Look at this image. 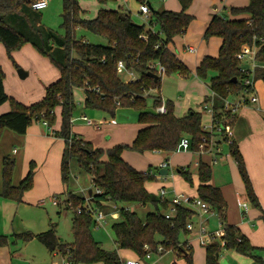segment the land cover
<instances>
[{"label":"trees","instance_id":"1","mask_svg":"<svg viewBox=\"0 0 264 264\" xmlns=\"http://www.w3.org/2000/svg\"><path fill=\"white\" fill-rule=\"evenodd\" d=\"M35 1L0 0V42L11 59L12 52L31 43L58 68L60 78L46 88L42 99L27 105L7 94L4 85L6 74L0 64V106L8 102L11 108L0 115V139L6 129L25 134L28 127L36 121H46L53 126L57 119L56 108L61 107V128L55 135L65 141L61 161L62 182L69 185L71 165L75 159L78 166L91 176L93 187L98 188L101 193L94 191L91 198L68 193L66 207L75 210L72 243H65L57 236L54 224L45 232L17 233L14 238L26 242L36 239L51 253L58 251L63 256L68 255L72 264H122L117 250H107L94 239L91 228L95 223L85 208L89 202L95 209L110 213L111 205H122L116 208L119 221L112 225L117 248L130 250L141 260L147 259L149 252L156 255L175 250L186 264H194L192 249L181 243L180 235L188 232L187 224L195 218V213L185 206H178L174 217L167 219L165 213L171 208V202L166 199L152 201L145 186L146 182L155 180V174L137 170L122 157L125 149L139 153H172L177 150L184 136L190 138L191 151L197 152L202 137H211L202 128V112L191 110L186 116L178 117L174 113L173 103L168 101V112L158 114L154 108L161 104V97L153 94L144 97L151 89L160 91L162 87L163 78L155 80L149 75L148 64L152 60L160 59L166 67L167 76L174 73H180L184 77L190 75V69L169 45L194 20L187 12L193 0H180V12L155 11L149 28L135 23L126 9L104 7L115 0H96L101 8L93 19L85 16L79 0H62L63 35L42 24V13L33 9ZM136 1L143 3L146 0ZM231 11L235 15L248 14L249 18L229 19L215 15L204 37L222 38L219 54L216 57H204L195 71L198 77L210 79L214 95L208 97L206 103L213 102L215 120L218 122L228 114L224 110L225 100L239 95L244 89L246 74L240 71L241 61L237 55L245 47H256L255 59L259 66L254 80L264 81V0H250L249 6L232 8ZM154 26L159 27L158 32L153 31ZM79 29L107 40V44L85 42L84 38L77 37ZM145 35L147 39L144 38ZM158 44L159 48L156 47ZM120 60L124 61L128 70L139 75L136 80L126 82L121 78L117 71ZM212 72L215 75L210 78ZM76 88L85 90V108L114 115L119 106L133 107L139 112V122L146 126L138 132L131 145L119 144L106 151L95 148L90 142L72 134V118L77 109L74 99ZM151 100L153 110H148ZM229 147L237 162L248 198L254 205L260 206L237 143L233 142ZM105 156L107 160H104ZM15 167L16 161L10 157H5L0 164V197L21 203L24 194L34 184L36 166L31 163L28 174L17 186L13 183ZM197 170L200 180L198 197L219 215L225 228V249L250 256L258 264H264V248H261L262 254H259L258 249L239 228L227 223L226 202L222 191L210 183L211 165L200 161ZM178 172L192 183L190 167L179 168ZM133 203H153L157 208L143 221L127 207ZM80 208L82 212L78 213ZM7 245L8 237L0 234V247ZM160 246L163 247L161 253ZM222 249L218 242L207 245L206 264H220L218 256Z\"/></svg>","mask_w":264,"mask_h":264},{"label":"crops","instance_id":"2","mask_svg":"<svg viewBox=\"0 0 264 264\" xmlns=\"http://www.w3.org/2000/svg\"><path fill=\"white\" fill-rule=\"evenodd\" d=\"M146 1L150 5L152 15L155 11L170 10L180 12L182 10L180 0H158V5H153L152 0ZM79 2L85 10L87 18L93 19L97 16L101 5L96 0H79ZM249 4L250 0L192 1L187 12L194 17V20L187 30L175 37L169 45L170 49L190 69L191 73L186 77L180 73L167 76L169 78H165L159 93L166 102L171 101L173 103L176 116H186L188 112L193 110L202 112V123H211L212 117L203 111L207 98L214 95L210 88V79L198 77L195 71L204 57L218 56L223 40L217 36L205 39L204 35L215 15L229 19L249 18L248 14L235 15L231 11L232 8H245ZM140 6L141 3L138 4L136 0H115L104 5L107 9L128 10L135 23L146 25L149 28L152 15L146 18L144 15L139 14ZM152 29L154 32L159 31L158 26H154ZM82 38L90 42L85 36ZM189 47L194 48L196 51H190ZM245 60L248 61H246L248 65L244 63L243 65L250 68L252 64L251 58L247 57ZM0 64L6 74L4 85L7 94L27 105L42 99L46 93V88L60 78L58 68L31 43L12 52L11 59L5 46L0 42ZM20 68L26 72L24 78L18 76L17 70ZM214 75L212 72L210 78ZM254 86L258 101L240 108L233 122V141L237 143L244 158L260 206L254 205L248 198L244 181L237 162L230 151L229 143L224 141L218 134H215L214 141L216 144L211 152L198 153L191 150H178L177 148L172 153L161 151L139 153L125 149L122 157L139 171H150L153 174L156 172L155 180L145 184L150 195L154 194L156 196V199L153 200L156 202L161 199V189L166 191L165 199L169 202H171L175 194L179 193L197 198L198 186L200 185L197 170L198 164L203 161L211 165L212 179L210 183L222 191L226 202L227 223L239 228L241 233L250 240V243L258 249L257 252L262 254L261 248H264V81L257 80ZM152 94L156 95V93ZM85 98L84 89L76 88L74 90L75 103L76 105L79 103L81 110L74 114L72 118V134L90 142L95 148H102L106 151L119 144L131 145L138 132L146 126L139 122V112L135 118L129 119L121 116V120L118 121V108L114 115L100 110H90L84 106ZM149 105L153 108L152 100ZM10 109V104L6 102L0 106V115L10 111ZM56 115L57 119L53 126H46L42 124L43 122L36 121L28 127L25 134L6 129L0 139V164H2L5 157L13 158L16 161L13 176L14 185H19L26 177L31 163H35L37 167V169L35 167L34 186L24 194L22 203L16 205L0 197V234L8 237V245L0 247V264H24L27 262L28 254L25 250L31 242L21 243V241H16L12 236L13 232L18 231L16 219L21 205H24V207L43 205L46 200H52V196L59 194L62 186L64 192L72 193L71 190H67L69 187L62 182L61 177V161L65 141L55 135L61 128V107L56 108ZM205 115L207 118H204ZM82 116L91 118L94 124L86 123L81 118ZM225 143L228 147L226 153L223 148ZM104 160H107V156L104 157ZM154 165L156 169H152ZM187 167H190L192 173V183L188 182L178 172L179 168ZM161 169H168V174L161 175ZM89 178L93 185L90 175ZM91 189L94 192V187ZM84 193L85 191L83 190ZM88 193L81 197L91 198ZM74 194L78 195L75 192ZM243 203L247 204V209L242 207L241 204ZM148 204L133 203L127 207L136 212L145 221L146 216L155 212L157 208L152 203V210H149ZM92 206L94 205L92 204ZM118 207L111 205L110 213L105 212L106 216L114 218V223L119 221V214L116 209ZM194 220L196 221L197 219L194 218ZM204 221L209 230L223 229L219 215L215 211L211 215H206ZM182 234L185 235V239L181 240L180 238V241L185 246L187 244L190 245L189 248L192 249L194 264H206V246L202 245L198 240L197 232L188 231ZM193 239H196L204 248L198 249L192 245ZM115 244L116 249V240ZM116 250L122 262L137 258V255L130 250L119 248ZM169 252H172L175 256L172 255L173 257L165 264H186V261L175 250H168L163 253L160 251L161 254H152L149 259H144L143 262L144 264H163L158 263V261L163 259V256ZM42 256H44L43 253ZM154 256L158 258L155 260L153 259ZM218 258L220 264H258L250 256L225 248L222 249Z\"/></svg>","mask_w":264,"mask_h":264},{"label":"built area","instance_id":"3","mask_svg":"<svg viewBox=\"0 0 264 264\" xmlns=\"http://www.w3.org/2000/svg\"><path fill=\"white\" fill-rule=\"evenodd\" d=\"M165 1V0H163ZM50 3V0H36L33 4V9L36 11H42L48 7ZM139 14L144 15L146 18H149V16L152 15L150 5L147 1H144L140 6V12ZM145 39H147V36H144ZM263 41V39H260ZM86 42V40H85ZM157 48L160 47V44L156 46ZM189 50L194 52L196 51L194 48L189 47ZM255 53H256V47H245L242 52H240L237 55V58L241 61L240 71L244 74H246V78L243 80V91L236 97L228 98L225 100L224 104V110L226 113H228L224 119L221 122H218L215 120V111L213 108V102L206 103L203 106V111L207 114H210L212 117V121L209 124L202 123V128L205 132H208L211 134V137L208 138L206 136L202 137V142L199 146L198 153H204V152H211L214 148V145L216 144L214 141L215 134H218L222 137V139L229 144L233 143V122L234 118L239 112L240 108L249 104V103H256L258 101V96L255 91V80L254 75L256 68L259 66L255 59ZM249 57L252 60L251 67H247L243 65V62L245 59ZM149 71L158 75V77H165L166 76V67L161 63L160 59L152 60L148 64ZM117 71L119 75L121 74H129V78H127L125 81H133L138 78V74L133 70H128L124 61L120 60L117 64ZM152 93H156V95H159L160 91L158 89H151L150 91L146 92L144 97H147L151 95ZM160 96V95H159ZM161 97V96H160ZM119 104V103H118ZM155 112L158 114H166L168 112V106L166 100L164 98H161V104L155 108ZM86 123L88 124H94L93 120L87 116L81 117ZM44 125H49L46 121H43ZM178 150H191V144H190V138L185 136L182 138ZM94 191L99 194L101 191L98 188L94 187ZM166 191L164 189H161L160 196L161 199H165ZM54 204H58V199L56 197L52 198ZM244 209H247V204L243 203L241 204ZM178 206H185L189 209H191L195 213V218L191 219L190 222L187 224V230L188 231H196L197 232V238L200 241V243L204 246L213 244L215 242H218L219 245L222 248H225L227 242L225 239V229L222 222L220 223L223 227V229L220 230H209L206 225L204 218L206 215H211L214 213L211 206L204 202L199 197L193 198L191 196H188L183 193L175 194V196L171 199V208L165 213V217L167 219H171L174 217L175 212L177 210ZM87 212H89L92 215V218L94 220V223L97 227H100L106 223V214L103 211H100L98 209H95L92 204L89 202L85 206ZM82 209H78V213H81ZM189 244L186 245L187 248H189ZM146 250H148V246H146ZM162 247H159V251H162ZM58 254L59 252L56 251ZM61 254V253H59ZM62 255V254H61ZM152 256V253H147L146 258H150ZM62 261H53L52 264H71L70 258L68 255L63 256ZM122 264H144L143 260L139 258L135 259H128L122 262Z\"/></svg>","mask_w":264,"mask_h":264},{"label":"rangeland","instance_id":"4","mask_svg":"<svg viewBox=\"0 0 264 264\" xmlns=\"http://www.w3.org/2000/svg\"><path fill=\"white\" fill-rule=\"evenodd\" d=\"M153 5H158V0H152ZM138 4H140L138 1H136ZM142 4V3H141ZM83 7V6H82ZM91 10H93L90 7ZM63 11V4L62 0H50L49 6L47 9L42 10L43 13L42 17V24L50 27L54 31H56L59 34H64V29L61 27L62 18L61 14ZM156 27V26H155ZM86 37L90 42L92 43H100V44H107V40L97 37L96 35L83 30L79 29L77 32V37L82 38ZM245 60L243 63L245 65H248V61ZM22 69V68H20ZM18 73V70H17ZM18 76L20 77L19 73ZM123 80H126L129 78V74H121L120 75ZM165 77L162 79V83L165 81ZM256 82V81H255ZM118 121L121 120V116L128 117L129 119L135 118L138 114V111L133 107H118ZM80 105L77 104V109L74 112V114H77L78 111H80ZM149 110H153L152 106L149 105ZM204 118H207L205 115ZM42 123V122H41ZM43 124V123H42ZM224 152L227 151V145L226 143L223 144ZM37 169V167H36ZM152 169H156V166H152ZM156 174V172H155ZM158 174V173H157ZM149 182V181H148ZM34 186V184H33ZM32 186V187H33ZM67 190H71L72 193H78V195H86L93 187L91 184V180L89 178V175L86 171L82 170L78 164L77 161L74 159L71 165V179L69 181ZM83 190L85 193L83 194ZM68 191L64 192L63 186L61 189V192L59 194L54 195L52 197H57L59 204H54L53 200H46L45 204L43 205H37V206H27L24 207V205H21L20 210H18L17 213V219H16V227L18 226L16 232H13L14 234L17 233H23V232H33V233H39L48 230L52 224L55 225L57 236L65 243H72L74 241V233H73V217L75 215V210L73 208H67L66 207V200ZM10 201V200H9ZM16 205H19L20 203L11 201ZM22 203V202H21ZM153 204L150 203L147 205L149 210H152ZM147 215V214H146ZM196 219V218H195ZM114 223V218L107 216L106 217V223L104 225L97 227L96 225H93L91 228L92 235L96 241H100L101 245L107 249V250H114L115 249V239L112 232V225ZM14 234L12 235L14 237ZM181 240L185 239V235L181 234ZM15 239V238H14ZM16 241H21V243H27L26 241H23L21 239H15ZM31 242L25 252L28 254L26 260L27 262L24 264H51L53 261H62L63 257L61 254H57L55 252H50L48 248L41 243L38 240H32L28 241ZM191 244V241H190ZM192 245L196 246L198 249H203L204 247L196 240L193 239ZM117 249V248H116ZM115 249V250H116ZM42 253L44 256H42ZM172 252H169L163 256L164 258L158 261V263H167L169 262V259L173 256ZM158 257L154 256L153 259H157ZM72 264V263H71ZM79 264H87V263H79ZM92 264H102V263H92Z\"/></svg>","mask_w":264,"mask_h":264},{"label":"water","instance_id":"5","mask_svg":"<svg viewBox=\"0 0 264 264\" xmlns=\"http://www.w3.org/2000/svg\"><path fill=\"white\" fill-rule=\"evenodd\" d=\"M18 73H19L20 77H22V78H24V76H26V72H24L22 69H19ZM149 75L151 77H153L155 80H157L159 78L158 75H156V74H154L152 72H149ZM160 174L161 175H167L168 174V169H161L160 170ZM88 194H89L90 197H92L93 196V190L92 189L89 190ZM150 196H151L152 201L156 199V196L154 194H151Z\"/></svg>","mask_w":264,"mask_h":264}]
</instances>
